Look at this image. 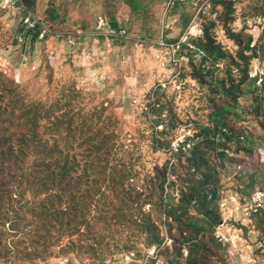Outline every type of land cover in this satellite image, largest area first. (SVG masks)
<instances>
[{
  "label": "rangeland",
  "instance_id": "374dc122",
  "mask_svg": "<svg viewBox=\"0 0 264 264\" xmlns=\"http://www.w3.org/2000/svg\"><path fill=\"white\" fill-rule=\"evenodd\" d=\"M192 24L222 56L151 101L155 41ZM217 120L245 140L210 136ZM188 131L194 152L174 155ZM252 138L264 139V0H0V264H129L132 252L142 264H264V164L237 173ZM200 181L216 199L183 203Z\"/></svg>",
  "mask_w": 264,
  "mask_h": 264
},
{
  "label": "built area",
  "instance_id": "2783aa9c",
  "mask_svg": "<svg viewBox=\"0 0 264 264\" xmlns=\"http://www.w3.org/2000/svg\"><path fill=\"white\" fill-rule=\"evenodd\" d=\"M11 3H19L23 0H9ZM173 5V2L171 1V4L169 3V6ZM172 9V6H171ZM171 14V11H170ZM168 18H171V15H169V12L166 13ZM34 17L29 16L25 19V23L29 26L30 31H37L36 29L40 26L41 23L35 20ZM177 23V18L172 17V21L168 24V26L165 29H171L172 26H174ZM107 25L106 21L101 19V28L105 27ZM197 27V25L192 24L188 31L183 33L177 41L167 40L166 38H163L161 40H156L154 43V47L156 48L154 58L157 62L158 69L161 72L160 79L158 80V83L151 89L149 96H151V101H157L160 97L165 100L168 96V93H181L184 90V80L186 76L184 74L191 72L190 69L192 65L196 66V63L200 62V66L203 68L204 66H208L206 64H209L207 60L210 58L207 57L203 52L202 49L198 47L197 44H195L196 41L200 39L202 35L197 34L195 31L194 33L191 32V28ZM45 31V30H44ZM112 32V31H111ZM105 34H111L108 32H104ZM113 34V33H112ZM111 34V35H112ZM45 34L42 33V36ZM192 37V41L190 38ZM75 39L70 38L69 43H72L73 46H75ZM20 42H25L24 38H19ZM203 60V62H202ZM219 64H222V66H226L225 63L216 62L215 67L219 68ZM183 75V76H182ZM150 107L155 112L162 113L164 110V103H149ZM162 125V124H161ZM163 126V125H162ZM207 126L211 127L210 124ZM222 132L225 134L228 132L227 127H223ZM236 135L238 136V139L242 142L245 140L244 132L236 129ZM198 137L196 135H192L190 131H188L186 134L178 135L175 137V141L172 144V149L174 152V155H185L191 150L194 149L196 146ZM253 141L256 143L255 139H250V141ZM256 147V154L255 157L248 161L245 164H240L237 166V173H240L245 168H263L262 164L264 157V143L262 144H255ZM255 158L257 159L255 161ZM240 175V174H239ZM264 188L258 187L257 188V194L256 198H254L257 207H256V213L260 212L261 210H264ZM156 250H153L151 252L154 254ZM151 254V255H152ZM127 260L129 264H142V261L138 260V257L136 253L132 252L129 253L127 256Z\"/></svg>",
  "mask_w": 264,
  "mask_h": 264
},
{
  "label": "trees",
  "instance_id": "16d2710c",
  "mask_svg": "<svg viewBox=\"0 0 264 264\" xmlns=\"http://www.w3.org/2000/svg\"><path fill=\"white\" fill-rule=\"evenodd\" d=\"M199 41H200V39L198 41H196L195 44H197L198 47L202 49V52L204 54H207V53L208 54L215 53V54L219 55L220 57L222 56L220 50L215 49L213 47L212 41L209 38H208V41H207L206 44H201V43L199 44ZM217 61H218V59L216 58V60L213 62V66L214 67H215V63ZM202 62H203V60H202ZM225 63H227V62L225 61ZM234 65L237 66V64H235V63H234ZM192 66H195V65H192ZM221 121H218V120L216 121V123H217L216 126L218 127V131L217 132L214 131V128L211 129V127L207 126L208 129L211 131V133H208V134L210 136L214 137L218 141L226 142V139L227 138H231L232 136H234L236 134V130L234 129V127L231 124L225 123V122H223V120H221ZM223 127H227L228 128V132L226 134L221 131ZM252 139H255L256 140V138H252ZM252 143H254V146H255L256 143L262 144V143H264V139L258 138L256 140V143L253 142V141H252ZM192 152H194V150ZM253 152H255V154H256V147L253 150ZM227 158L231 160V157L230 156H228ZM252 159H253V157L246 158L247 162L248 161H251ZM260 169H262V168H259V169H255V168H245L239 174H240V177H243L244 179H248V178L251 177L252 172H255V171L260 170ZM246 171H250V172L248 173ZM197 183H199L200 185L198 184V186L190 187L187 190V192L182 195L181 201L183 203H185L186 205H190L198 197L203 200L202 201V204H205L206 201L208 200V198H210V197L213 200L216 199L217 193L215 191H208V190H206L205 189V183H203L201 181L200 182H197ZM204 206L205 205H203V207ZM186 212H184L183 215H186ZM214 221H216V218L214 219Z\"/></svg>",
  "mask_w": 264,
  "mask_h": 264
},
{
  "label": "water",
  "instance_id": "95a60500",
  "mask_svg": "<svg viewBox=\"0 0 264 264\" xmlns=\"http://www.w3.org/2000/svg\"><path fill=\"white\" fill-rule=\"evenodd\" d=\"M111 29L118 30L119 29V23L118 22H112L111 23Z\"/></svg>",
  "mask_w": 264,
  "mask_h": 264
},
{
  "label": "crops",
  "instance_id": "0c3cea01",
  "mask_svg": "<svg viewBox=\"0 0 264 264\" xmlns=\"http://www.w3.org/2000/svg\"><path fill=\"white\" fill-rule=\"evenodd\" d=\"M83 7V6H82ZM82 11H83V8H82ZM96 10L94 9V12H95ZM35 37L37 38L38 37V34L36 33V35H35Z\"/></svg>",
  "mask_w": 264,
  "mask_h": 264
}]
</instances>
